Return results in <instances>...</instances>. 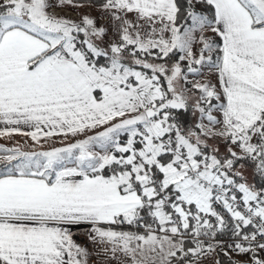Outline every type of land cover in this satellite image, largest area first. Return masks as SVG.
<instances>
[{
    "label": "snow or ice",
    "instance_id": "snow-or-ice-1",
    "mask_svg": "<svg viewBox=\"0 0 264 264\" xmlns=\"http://www.w3.org/2000/svg\"><path fill=\"white\" fill-rule=\"evenodd\" d=\"M0 125V264H264V0H0Z\"/></svg>",
    "mask_w": 264,
    "mask_h": 264
},
{
    "label": "rangeland",
    "instance_id": "rangeland-1",
    "mask_svg": "<svg viewBox=\"0 0 264 264\" xmlns=\"http://www.w3.org/2000/svg\"><path fill=\"white\" fill-rule=\"evenodd\" d=\"M86 7L87 6L73 7L71 5H68L63 7L62 9L57 10V14L62 16H67L73 20H79L80 18L79 19L77 18L81 17V14L87 13L93 17L98 18V23L103 24L107 22L105 19L101 18V12L98 9V7H91V8L88 7L90 9L89 11L85 10ZM70 10L75 11L76 14L71 13ZM110 37H111V32L109 33V38ZM207 80H211L213 83H215L216 77L212 75L210 72L205 71L204 76L201 79V82ZM77 138H82V137H77ZM65 142H71V140ZM41 145L34 144V142L29 137L19 134H13L12 136H7V137L4 136L0 137V147H6V148L18 147L23 151L48 150L52 147L62 146L61 137H55L47 142L41 141ZM232 257H235L238 260L243 258L242 256H237L235 254H233ZM216 260H217V255L215 253H211L202 259L201 264H214Z\"/></svg>",
    "mask_w": 264,
    "mask_h": 264
},
{
    "label": "trees",
    "instance_id": "trees-1",
    "mask_svg": "<svg viewBox=\"0 0 264 264\" xmlns=\"http://www.w3.org/2000/svg\"><path fill=\"white\" fill-rule=\"evenodd\" d=\"M101 2V0H97V5ZM74 3H84L86 4L87 3V0H74ZM232 259L234 260H238L237 258L235 257H232ZM243 258H241L240 260H242ZM246 259V257L244 258ZM217 260H220L222 262V264H229V257L227 256H223V255H217Z\"/></svg>",
    "mask_w": 264,
    "mask_h": 264
},
{
    "label": "built area",
    "instance_id": "built-area-1",
    "mask_svg": "<svg viewBox=\"0 0 264 264\" xmlns=\"http://www.w3.org/2000/svg\"><path fill=\"white\" fill-rule=\"evenodd\" d=\"M85 10H86V11H89L90 9H89L88 7H86ZM70 12L73 13V14H76V12L73 11V10H70ZM79 18H80V17H78L77 19H79Z\"/></svg>",
    "mask_w": 264,
    "mask_h": 264
},
{
    "label": "crops",
    "instance_id": "crops-1",
    "mask_svg": "<svg viewBox=\"0 0 264 264\" xmlns=\"http://www.w3.org/2000/svg\"><path fill=\"white\" fill-rule=\"evenodd\" d=\"M3 126L2 125H0V128H2ZM4 137H7V136H4ZM77 239H82V237H77ZM245 257H243V259H244Z\"/></svg>",
    "mask_w": 264,
    "mask_h": 264
}]
</instances>
